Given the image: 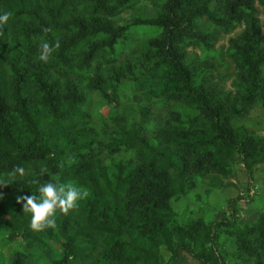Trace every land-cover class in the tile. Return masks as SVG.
Here are the masks:
<instances>
[{
    "label": "trees",
    "instance_id": "1",
    "mask_svg": "<svg viewBox=\"0 0 264 264\" xmlns=\"http://www.w3.org/2000/svg\"><path fill=\"white\" fill-rule=\"evenodd\" d=\"M140 1L0 0V15L21 19L14 35L20 49L9 51L5 63V35L0 36V223H15L9 235L25 241L7 264H40L39 243L58 235L61 255L44 256L43 264H83L86 244L79 235L85 234L92 245L101 242L104 264H174L182 252L197 264H230L215 243L217 222H178L171 199L196 177L225 172L235 157L245 170L264 165V135L232 125L253 101L264 103V37L254 0H143L156 12L113 20ZM257 1L264 9V0ZM240 23L243 29L225 48L236 68L233 91H225L207 73V57L220 56L213 42ZM57 39L59 49L41 61L40 45ZM123 52L130 57L120 59ZM136 66L142 72L137 77ZM123 73L130 78L122 80ZM135 80L147 100L137 106L136 119L113 117V138L104 145L108 152L129 149L131 155L104 167L96 133L75 127L84 117L86 90L111 102L114 91L140 86ZM17 165L25 175H13ZM78 176L91 184L89 196L69 215L57 213L56 230L33 231L31 214L23 213L17 197L39 195L40 184H65ZM229 213L230 219L223 218L231 225L234 212ZM231 235L245 261L264 264L263 214ZM160 248L168 252L166 261Z\"/></svg>",
    "mask_w": 264,
    "mask_h": 264
},
{
    "label": "rangeland",
    "instance_id": "2",
    "mask_svg": "<svg viewBox=\"0 0 264 264\" xmlns=\"http://www.w3.org/2000/svg\"><path fill=\"white\" fill-rule=\"evenodd\" d=\"M255 15L259 24V38L264 37V9L263 6L254 0ZM156 8L149 2L141 0L133 8L122 11L116 15L113 20L118 21L126 19L128 13H155ZM21 19L9 20L4 27L5 43L2 46V61L6 62L9 51H19V40L15 39L17 27ZM244 27L243 23L235 26L228 32L220 33L212 44L213 48H221V54L218 57H207L212 68L207 73L210 74L212 81L225 91H233L234 80L236 78L235 62L229 54L225 52V48L229 43V38L237 35ZM188 51L200 53L201 49L196 47H188ZM127 52H123L120 59L128 56ZM130 57V55L128 56ZM138 66L133 67L134 75L137 77L139 72ZM264 72V66L262 67ZM126 73L121 75L122 80L129 79ZM131 81V80H127ZM148 81L146 78L145 82ZM138 83V80H135ZM154 83H158L157 80ZM84 87H87V82L82 81ZM140 86H131L128 89H118L114 91V101L108 102L102 98L99 93L88 88L86 90L85 102L82 112L84 113L83 120H77L75 127L87 129L91 128L96 133L97 143L95 149H98L100 163L105 167L111 160L131 155L129 149H118L114 152H108L104 145L107 144L113 133L111 129L115 128L114 116L123 117L124 121L128 122L131 119L137 118V106L143 104L147 98L141 92ZM109 91L110 86L107 88ZM116 100V101H115ZM153 109L162 112L163 108L151 104ZM232 125H239L250 128L257 134L264 135V103L258 100L253 101L248 113L244 116H237L232 119ZM94 178L95 172H92ZM212 174V175H209ZM207 173L203 177H196L194 184L183 194L171 199L172 209L175 213V220L183 222L193 220L196 217L202 218L204 221H216L213 223V231L216 233L215 243L219 249L227 252V261L230 264H250L238 254L231 231L235 228H241L246 224H250L260 215H264V165L256 163L249 170H245L242 163L233 158L226 166L225 172L214 171ZM67 183H72L80 189H86L91 193V184L83 180L81 176L73 178ZM65 183V184H67ZM101 191V198L107 197V189L101 185L100 179L96 184ZM234 198V199H233ZM234 212L233 221L226 224L225 218L230 217V211ZM225 217V218H223ZM230 219V218H229ZM15 223H0V264H7L12 251L15 247H21L24 239L20 235H9L14 231ZM58 228V226H56ZM55 228V230H56ZM57 234V232L55 231ZM83 239L86 249V256L83 264H104L103 256L101 255L102 244L100 241L96 245L91 244L88 234L79 235ZM56 241L48 242L47 245H42L44 254L37 253V263H45V257H59L62 253L61 246L57 243L63 239L61 235L56 237ZM94 246V247H93ZM93 247V249H90ZM160 252L166 261L169 257L168 252L160 248ZM69 257V256H68ZM135 264H140L139 262ZM174 264H197V261L191 258L187 253L182 252L179 259Z\"/></svg>",
    "mask_w": 264,
    "mask_h": 264
},
{
    "label": "clouds",
    "instance_id": "3",
    "mask_svg": "<svg viewBox=\"0 0 264 264\" xmlns=\"http://www.w3.org/2000/svg\"><path fill=\"white\" fill-rule=\"evenodd\" d=\"M12 13L5 12L0 15V36L3 35L4 27L7 25ZM45 32H50L51 29H43ZM60 47V42L57 39L54 45L44 42L40 45L39 59L45 63L49 61L50 56ZM46 171V170H45ZM25 175V169L17 165L13 171L15 174ZM2 184V183H0ZM39 195L18 196L17 202L22 203L23 213L31 214L30 228L36 232H42L49 228H56L57 213L64 216L70 214L72 210L78 208V202L86 199L89 192L80 189L72 183L54 184L46 182L39 185Z\"/></svg>",
    "mask_w": 264,
    "mask_h": 264
}]
</instances>
